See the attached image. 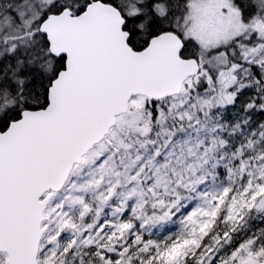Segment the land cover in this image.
Returning <instances> with one entry per match:
<instances>
[{"label":"snow or ice","instance_id":"snow-or-ice-1","mask_svg":"<svg viewBox=\"0 0 264 264\" xmlns=\"http://www.w3.org/2000/svg\"><path fill=\"white\" fill-rule=\"evenodd\" d=\"M0 264H264V0H0Z\"/></svg>","mask_w":264,"mask_h":264}]
</instances>
